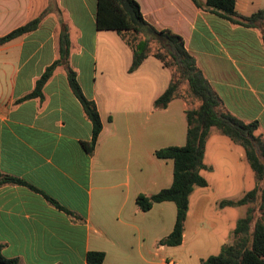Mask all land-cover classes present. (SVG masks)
<instances>
[{
	"label": "crops",
	"instance_id": "crops-1",
	"mask_svg": "<svg viewBox=\"0 0 264 264\" xmlns=\"http://www.w3.org/2000/svg\"><path fill=\"white\" fill-rule=\"evenodd\" d=\"M135 1L149 24L182 38L223 109L257 122L255 135L264 139V25H233L191 0ZM96 3L0 0V38L41 18L36 30L0 46V180L19 181L0 184L1 253L19 264H87L90 252L104 254L102 264H201L211 255L187 247L188 217L180 246L159 245L174 228L173 203L147 212L136 205L139 195L171 187L173 162L155 152L185 145L187 104L174 99L154 108L170 71L149 56L130 73L132 52L114 31L97 30ZM235 8L249 16L264 10V0H236ZM62 30L69 65L102 123L92 154L85 148L92 125L63 67L44 85L42 99L18 102L59 58ZM192 236L191 242L198 231ZM203 238L200 245L210 246L207 233Z\"/></svg>",
	"mask_w": 264,
	"mask_h": 264
},
{
	"label": "trees",
	"instance_id": "trees-1",
	"mask_svg": "<svg viewBox=\"0 0 264 264\" xmlns=\"http://www.w3.org/2000/svg\"><path fill=\"white\" fill-rule=\"evenodd\" d=\"M194 6L229 21L233 25L262 28L264 10L242 16L236 12V0H191ZM41 18L34 19L22 27L0 38V46L36 30ZM96 28L98 31H114L132 52L129 72L136 71L152 56L171 73V81L164 93L154 102L155 109H165L174 99H183L187 104L186 143L182 147H167L155 152L158 159L172 160L173 181L170 188L136 199L137 208L149 211L154 204L171 202L176 207V220L172 232L160 240L159 245L180 246L188 213L189 197L195 188H204L206 181L200 172L209 170L204 163L206 141L210 130L215 129L222 136L242 149L243 156L255 175V187L238 201H223L224 207H245L243 218L236 222L231 243L224 245L220 253L201 260V264H264V139L255 135L258 123H244L226 112L220 99L196 65V61L184 47L182 38L170 30H158L143 17L135 0H97ZM70 41L66 30L58 40L59 58L47 67L36 81L33 91L18 100L42 99V89L58 67H63L69 87L79 101L86 118L92 125V140L85 145L92 154L102 123L96 105L88 100L78 84L76 72L69 65ZM186 84V96L180 92V85ZM197 102L194 106L192 102ZM5 177L2 183H18ZM252 205V207H247ZM259 212V214L257 213ZM104 254L90 252L87 264H102ZM0 264H19L17 259H7L1 253Z\"/></svg>",
	"mask_w": 264,
	"mask_h": 264
},
{
	"label": "rangeland",
	"instance_id": "rangeland-1",
	"mask_svg": "<svg viewBox=\"0 0 264 264\" xmlns=\"http://www.w3.org/2000/svg\"><path fill=\"white\" fill-rule=\"evenodd\" d=\"M185 90L186 84L182 83L180 92L186 96ZM192 103L194 106L198 105L195 101ZM205 149V164L213 168L200 172L207 186L193 190L187 213V247L194 248L202 257L218 255L220 250L217 246L225 235L230 238V241L227 240L230 244L236 222L246 213L245 207H226L220 210L218 203L238 201L255 187V175L244 156H241L242 150L239 146L212 129ZM257 213L259 214L258 211ZM208 230L210 232H207ZM195 231H198V236L191 242ZM206 233L210 237L211 245L204 247V243L200 245V240L204 239Z\"/></svg>",
	"mask_w": 264,
	"mask_h": 264
},
{
	"label": "built area",
	"instance_id": "built-area-1",
	"mask_svg": "<svg viewBox=\"0 0 264 264\" xmlns=\"http://www.w3.org/2000/svg\"><path fill=\"white\" fill-rule=\"evenodd\" d=\"M169 264H175V263H169Z\"/></svg>",
	"mask_w": 264,
	"mask_h": 264
}]
</instances>
